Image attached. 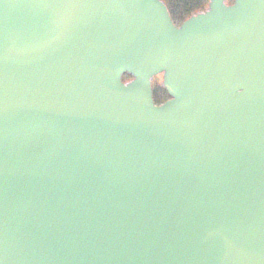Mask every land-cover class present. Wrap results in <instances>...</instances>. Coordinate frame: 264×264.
Returning a JSON list of instances; mask_svg holds the SVG:
<instances>
[{"label":"water","instance_id":"obj_1","mask_svg":"<svg viewBox=\"0 0 264 264\" xmlns=\"http://www.w3.org/2000/svg\"><path fill=\"white\" fill-rule=\"evenodd\" d=\"M0 264H264V0H0Z\"/></svg>","mask_w":264,"mask_h":264},{"label":"trees","instance_id":"obj_2","mask_svg":"<svg viewBox=\"0 0 264 264\" xmlns=\"http://www.w3.org/2000/svg\"><path fill=\"white\" fill-rule=\"evenodd\" d=\"M167 4L174 21H184L193 14L208 7L209 0H163ZM130 76H127L129 78ZM155 100L162 102L166 99V91L163 87L154 88Z\"/></svg>","mask_w":264,"mask_h":264},{"label":"rangeland","instance_id":"obj_3","mask_svg":"<svg viewBox=\"0 0 264 264\" xmlns=\"http://www.w3.org/2000/svg\"><path fill=\"white\" fill-rule=\"evenodd\" d=\"M228 1V3H233V1L234 0H227ZM204 10H206V8L205 9H203V10H201L200 12H202V11H204ZM183 21H176V24L177 25H180L181 23H182ZM130 79V78H129ZM129 79H127V80H129ZM157 86H159V87H163V74H159V75H156L155 76V78L153 79V88H155V87H157ZM164 88V87H163ZM166 91V90H165ZM169 95H168V93H167V91H166V97H168Z\"/></svg>","mask_w":264,"mask_h":264}]
</instances>
